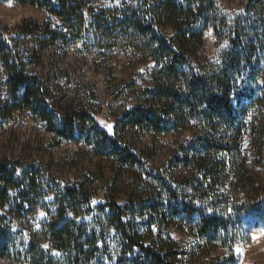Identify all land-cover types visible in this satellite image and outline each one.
I'll return each instance as SVG.
<instances>
[{"label":"trees","instance_id":"16d2710c","mask_svg":"<svg viewBox=\"0 0 264 264\" xmlns=\"http://www.w3.org/2000/svg\"><path fill=\"white\" fill-rule=\"evenodd\" d=\"M12 1L42 10L59 22L52 31L37 38L43 49L66 43L73 36L79 38L82 33H92L88 39L102 48L104 43L118 40L114 36L119 35L120 27V32L133 42L143 41L137 48L153 64L150 83L135 92L131 89L135 105L120 114L113 123L114 133L107 135L92 122L91 130L83 127L90 120L85 111L63 110L60 98L43 78L28 72V64L38 60L37 52L26 48L23 53L19 43H9L4 37L6 31L0 28V66L12 101L9 110L27 109L44 123L57 145H92L97 155L111 157L120 166L141 167L146 178L139 181L138 187L144 188L145 200L139 199L140 190L134 191L136 199L129 198L123 205L111 199L108 205L95 207L99 215L91 224L77 223L69 213L77 208L84 216L90 214L93 194L89 190L95 178L62 188L58 220L47 227L48 248L29 244L26 249L31 264H58L51 249L65 254V264H81L87 244L95 246L94 237L87 243L89 230L96 232L106 224L119 235L123 250L120 264H183L179 258L183 253L174 251L168 230L169 221L176 218L188 224L196 218L199 240L224 244L230 238V228L217 217L213 202L195 204L182 194L213 188L225 173L244 178L241 137L246 116L250 108L264 106V85L257 83L264 66V0L246 1L243 15L229 27L228 47L215 67L196 66L192 61L194 51L202 44L212 0H160L154 4L143 0L142 10H133L123 19L116 17L111 24L109 18L93 14L91 0ZM35 28L29 31L26 27V34H34L38 26ZM162 30H170L171 35L167 37ZM132 129L157 135L190 133L191 137L177 145L168 162L173 169L188 168L193 172L191 177L170 182L161 172L149 169L124 143L126 131ZM43 174L30 164L0 162V205L13 204L19 216L34 213L42 204L38 178ZM241 183L245 186V181ZM152 228L153 241L140 243L138 232H151ZM10 246L0 233V258Z\"/></svg>","mask_w":264,"mask_h":264},{"label":"rangeland","instance_id":"374dc122","mask_svg":"<svg viewBox=\"0 0 264 264\" xmlns=\"http://www.w3.org/2000/svg\"><path fill=\"white\" fill-rule=\"evenodd\" d=\"M142 1L91 0V4L93 14L109 18L111 24L116 17L123 19L133 10H142ZM148 1L154 4L160 0ZM246 1L212 0L213 7L208 12L202 44L192 55L194 65H220L222 54L228 47L229 27L243 15ZM35 25L38 26L37 32L26 34V27L29 31L35 30ZM58 25L55 18L42 10L12 0H0V28L6 31L4 37L9 39V43L18 42L23 53L27 48L38 54L37 62L28 64V72L43 78L60 98L63 110L88 113L91 121L83 125L85 129L91 130L95 124L107 135H112L114 121L135 105L131 89L135 92L150 83L153 64L142 49L137 48L143 41L133 42L120 32L123 30L119 27L120 36H114L118 40L104 43L102 48L88 39L87 35L92 36V33H82L79 38L73 36L66 43L41 48L37 38H42L46 31H52ZM163 33L167 37L171 35L170 30ZM132 82L135 84L128 87ZM257 83L264 85V66ZM6 105L8 109L0 114V162L12 164L19 161L23 165L38 167L44 174L38 178L42 204L34 213L19 216L13 204L0 205V233L11 245L7 254L0 258V264H31L32 259L26 252L28 245H37L41 249H46L44 245L49 246L47 227L58 220L64 187L95 178L89 190L93 194L90 214L84 216L77 208L69 213L77 223L91 224V220L99 215L95 207L106 206L111 199L118 205H123L129 198L136 199L134 191H142L139 199L145 200L144 188H138L139 181L146 179L141 167L120 166L113 158L97 155L94 146L82 142L57 145L44 123L27 109L10 111L12 101L0 66V110ZM190 137L188 132L157 135L132 129L126 131L123 139L149 169L161 172L170 182H178L190 178L193 172L188 168L173 169L168 161L177 145ZM241 154L246 167L244 178L225 173L213 188L207 186L183 192L188 202L212 201L217 217L228 223L231 233L224 244L219 241L209 243L199 240L200 225L196 218L189 224L180 218L169 221L173 249L178 254L183 253L179 255L183 264H264L263 105L248 110L241 137ZM241 181H245V186ZM83 211L86 212L85 209ZM94 232L89 230L87 243L94 237L95 246L91 248L87 244V253L81 264H120L123 250L118 233L107 224L95 235ZM138 233L140 243L149 244L153 241L155 229ZM51 252L58 264H65L63 252L52 249Z\"/></svg>","mask_w":264,"mask_h":264},{"label":"snow or ice","instance_id":"6c2138e0","mask_svg":"<svg viewBox=\"0 0 264 264\" xmlns=\"http://www.w3.org/2000/svg\"><path fill=\"white\" fill-rule=\"evenodd\" d=\"M222 47H223V46H222ZM217 63H219V61H217ZM109 128H111V126H109ZM41 215H43V213H41ZM43 247H44V248H47L48 245H44ZM56 255H58V253H57Z\"/></svg>","mask_w":264,"mask_h":264}]
</instances>
